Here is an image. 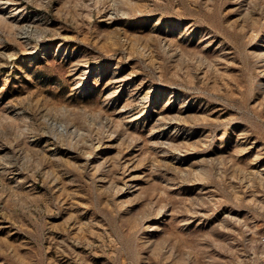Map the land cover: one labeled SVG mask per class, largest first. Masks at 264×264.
Instances as JSON below:
<instances>
[{"label": "rangeland", "instance_id": "374dc122", "mask_svg": "<svg viewBox=\"0 0 264 264\" xmlns=\"http://www.w3.org/2000/svg\"><path fill=\"white\" fill-rule=\"evenodd\" d=\"M0 264H264V0H0Z\"/></svg>", "mask_w": 264, "mask_h": 264}]
</instances>
